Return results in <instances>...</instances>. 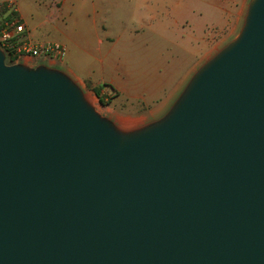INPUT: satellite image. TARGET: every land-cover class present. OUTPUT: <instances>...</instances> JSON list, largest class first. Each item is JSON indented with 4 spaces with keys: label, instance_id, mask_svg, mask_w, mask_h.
Returning a JSON list of instances; mask_svg holds the SVG:
<instances>
[{
    "label": "water",
    "instance_id": "1",
    "mask_svg": "<svg viewBox=\"0 0 264 264\" xmlns=\"http://www.w3.org/2000/svg\"><path fill=\"white\" fill-rule=\"evenodd\" d=\"M0 47V264H264V0L167 111L124 129Z\"/></svg>",
    "mask_w": 264,
    "mask_h": 264
},
{
    "label": "rangeland",
    "instance_id": "2",
    "mask_svg": "<svg viewBox=\"0 0 264 264\" xmlns=\"http://www.w3.org/2000/svg\"><path fill=\"white\" fill-rule=\"evenodd\" d=\"M38 1L37 13L40 19H33L37 24H43L39 31L40 41L65 45L72 67L81 73L89 70L92 77L100 80L106 79L104 74L109 72V69L103 71L102 67L111 63L114 67L109 75L124 79L132 76L137 81L139 90L136 97L139 95L142 99L122 102L121 99L115 100L119 92L109 82L88 79L82 83L70 75L98 113L120 128L128 125L135 129L159 119L167 111L182 88L177 90L159 114L151 115L148 109L157 105L159 99L163 101L168 97L198 57V53H185L186 46L169 32L172 21L166 10L174 6L176 0H88L90 8L96 10V15L90 10L89 18H86L84 12L79 11L72 15L74 20L59 21L51 18L52 9L48 8L47 0ZM203 1L212 4L213 11L208 14L202 12L204 51L199 66L238 35L250 0ZM52 7L61 12V6ZM6 8L9 13L17 14L14 6L11 8L6 5ZM195 8L198 10L199 5H194ZM26 9L30 10V5ZM0 21L2 24L7 22L4 16H0ZM56 24L65 30L54 29ZM77 41H80L82 47H78ZM50 60L27 57L11 63L6 53L5 62L7 65L24 63L36 67L46 65ZM51 65L67 73L65 62L51 60ZM149 88L152 99L147 96ZM94 89L100 90V96L104 97L107 105L99 103L93 93Z\"/></svg>",
    "mask_w": 264,
    "mask_h": 264
},
{
    "label": "crops",
    "instance_id": "3",
    "mask_svg": "<svg viewBox=\"0 0 264 264\" xmlns=\"http://www.w3.org/2000/svg\"><path fill=\"white\" fill-rule=\"evenodd\" d=\"M38 2V0H0V6L3 4L7 5L8 7L14 6L20 22L24 24L26 28L28 36L37 43H44V41H40L39 39V31L43 28V24H37L36 21H34V19H40L37 13ZM47 3L48 8L52 9L50 16L55 21H59V19L74 20V18H71L72 15L75 14V12L79 11L84 12L86 18H89L88 15H90V10L92 14L96 15V10L90 8L88 0H47ZM27 5H30V10L26 9ZM194 5L195 7L199 5V9L197 10L195 8L194 10ZM52 6H61V12L54 10ZM212 9L213 5L205 3L203 0H181V2L180 0H176L174 2V6L166 10V12H168L169 16L171 17L172 21V25L170 26L169 32H172L173 36L180 40L183 43V46H186L187 49L184 50L185 53H198V57L186 70V73L183 75L182 79L179 81L176 87H174V89L169 93L168 97L163 101L162 99L158 98L160 100L159 103L157 105H152V107L148 109V112L151 115H157L164 110L166 104L171 99H173V95L177 92V90L184 86L188 77H190L192 73L196 70V68L199 66V63L202 59L201 54L204 51V21L201 20L202 12L205 11V13L208 14L213 11ZM60 26V24H56L54 26V29L58 31H64L65 28L63 29V26ZM76 43L78 47H82L80 41H77ZM86 51L89 52L88 50ZM63 62L66 63L67 74L69 76H73L79 82L84 83L88 79H92L93 81L104 80L105 82H109L111 85H114V89L119 92V97L115 99L116 101L120 99L122 102L134 101L135 99H142L141 97H139V95L138 97H136V92L139 90V85L137 81L132 78V76H127L126 79H124L122 77H113L109 75L110 70L114 67L111 63L107 64V66L102 67L103 71H105V69L108 71L109 69L108 74H104V76H106V79L102 78L99 80L92 77L93 75L89 70H85L83 73H81L79 70H76L74 67H72L70 56L67 50ZM47 65L52 67L51 60L47 62ZM147 96H149V98L151 99L153 98L150 88L147 90ZM129 128L130 127H128L127 125L124 129L128 130Z\"/></svg>",
    "mask_w": 264,
    "mask_h": 264
},
{
    "label": "built area",
    "instance_id": "4",
    "mask_svg": "<svg viewBox=\"0 0 264 264\" xmlns=\"http://www.w3.org/2000/svg\"><path fill=\"white\" fill-rule=\"evenodd\" d=\"M6 6V5H5ZM12 8V6H9ZM3 6H0V12ZM0 47L9 56L15 58H45L62 63L66 56V47L59 43L33 41L26 31L24 24L18 18L6 22L0 29Z\"/></svg>",
    "mask_w": 264,
    "mask_h": 264
},
{
    "label": "trees",
    "instance_id": "5",
    "mask_svg": "<svg viewBox=\"0 0 264 264\" xmlns=\"http://www.w3.org/2000/svg\"><path fill=\"white\" fill-rule=\"evenodd\" d=\"M2 6H3V8H2V10L0 12V16H4L5 17V21L11 22L14 18L17 17V14L9 13V10L6 8L5 4H3ZM3 25L4 24H2V22L0 21V28H2ZM9 61L11 63H13L15 61V58L12 57V56H9ZM104 87L110 88V86H108V85H104ZM111 90H113V89L111 88ZM93 93L98 98L99 103L101 105H103V106L107 105V102L104 101V97L100 96V90L99 89H94Z\"/></svg>",
    "mask_w": 264,
    "mask_h": 264
},
{
    "label": "bare ground",
    "instance_id": "6",
    "mask_svg": "<svg viewBox=\"0 0 264 264\" xmlns=\"http://www.w3.org/2000/svg\"><path fill=\"white\" fill-rule=\"evenodd\" d=\"M139 123V122H138ZM137 124V123H136Z\"/></svg>",
    "mask_w": 264,
    "mask_h": 264
}]
</instances>
